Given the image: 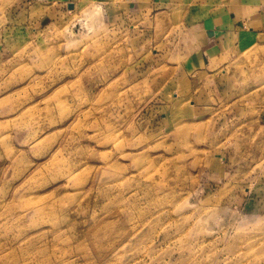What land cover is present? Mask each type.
Segmentation results:
<instances>
[{
  "label": "rangeland",
  "instance_id": "rangeland-1",
  "mask_svg": "<svg viewBox=\"0 0 264 264\" xmlns=\"http://www.w3.org/2000/svg\"><path fill=\"white\" fill-rule=\"evenodd\" d=\"M17 1L0 0V264H264V35L237 27L186 73L187 9L153 37L116 0H50L31 28Z\"/></svg>",
  "mask_w": 264,
  "mask_h": 264
},
{
  "label": "crops",
  "instance_id": "crops-1",
  "mask_svg": "<svg viewBox=\"0 0 264 264\" xmlns=\"http://www.w3.org/2000/svg\"><path fill=\"white\" fill-rule=\"evenodd\" d=\"M20 2H23V4L21 5ZM49 2L50 0H18L6 12V15L9 20H13V23H16V18L20 17L24 20V24L27 27H35L40 21L46 22L49 16L47 10V4ZM71 4H73V2L66 0L68 9ZM113 6L119 8L120 14L127 15V19L131 18V16L134 17L135 14H149L150 17H152L149 25L152 27L150 33L153 37H155L154 35L156 32L154 23L158 26L157 21H159L163 12H169L170 9L175 8L187 9V13H185L181 19L182 28L180 29L183 33L186 32V30L190 31V34L193 33L195 35V40H197V44L194 45L195 49L192 50H196L194 51L195 53L193 52V54L191 51L184 63H182V68H184L185 72H203V68H205L206 65L210 66L215 59H218L219 53L223 51H225L223 54L227 53L226 49L230 42L229 35L232 34L233 29L237 27L238 31L246 32L248 35H264V0H116L112 7ZM19 7L20 9L17 10ZM61 10L62 9H54L51 11V16L57 15L58 13L61 15ZM165 30L166 28H164L163 31L159 30V32L164 33ZM22 39L25 40L27 38L23 36ZM185 39L187 40V37ZM148 41H154L152 36ZM0 42H2V40H0ZM191 42L192 40L190 39L187 43ZM170 45L171 44L168 43L166 47L165 43L161 41V45L156 47V51L159 49L161 52L162 49L169 50L170 52L168 54L170 55L172 51ZM178 48L184 50V48L187 49L189 47L183 43L179 45ZM165 50L161 56L166 55L167 51ZM203 65L205 66L202 67ZM216 74L217 73H215V75ZM216 94L217 93L213 95L209 93L206 94L205 90L202 94L199 93L196 100L190 102V110H192L194 105L198 104V102L200 103L206 98L216 97L214 96ZM260 189H262L264 193V186Z\"/></svg>",
  "mask_w": 264,
  "mask_h": 264
}]
</instances>
